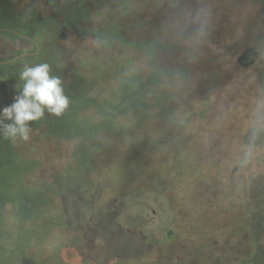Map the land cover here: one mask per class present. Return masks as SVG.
I'll use <instances>...</instances> for the list:
<instances>
[{
  "label": "rangeland",
  "instance_id": "obj_1",
  "mask_svg": "<svg viewBox=\"0 0 264 264\" xmlns=\"http://www.w3.org/2000/svg\"><path fill=\"white\" fill-rule=\"evenodd\" d=\"M82 2L0 0V26L39 45L36 57L15 65L36 66L49 52L61 87L113 100L122 78H145L147 59L129 48L101 49L92 34L82 38L80 32L91 33L82 26L178 43L176 50H158L153 68H183V120L166 122L153 112L133 128L137 115H118L114 126L131 130L130 144L102 136L68 140L47 135L44 126L31 127L28 141L0 138V152L9 156L0 166V219H14L8 231L0 226V261L159 264L163 252L172 254L175 232L183 233V264H264V136L242 163L254 103L264 96V0L98 1L103 7ZM70 12L77 26L65 21ZM141 17L150 28L136 29ZM5 38L10 36L1 33L0 59ZM249 46L259 58L239 66L236 59ZM11 89L17 96L22 88L14 82ZM144 100L153 101L152 95ZM78 116L99 118L91 107ZM144 148L148 152L141 153ZM143 154L151 163L166 154L164 165L181 164L183 176L165 179L171 185L164 194L160 185L135 192L151 187L136 182L130 169L129 160ZM125 172L134 190L124 194L120 188L114 208L111 191ZM46 240L51 243L43 249ZM19 246L29 248L27 255Z\"/></svg>",
  "mask_w": 264,
  "mask_h": 264
},
{
  "label": "trees",
  "instance_id": "obj_2",
  "mask_svg": "<svg viewBox=\"0 0 264 264\" xmlns=\"http://www.w3.org/2000/svg\"><path fill=\"white\" fill-rule=\"evenodd\" d=\"M78 5L83 6L82 0H76ZM92 0L94 6L103 7L101 0ZM99 1V2H98ZM142 18V17H141ZM69 22L71 26H77L78 21L73 17L70 12L68 17L65 19ZM136 29L150 28L152 25L149 19H140L135 23ZM85 30L91 31V33H81L82 38L88 37L89 34L93 35V39L98 43L101 49H110L112 47L118 46L122 49H132L134 51H140L143 53L147 59V64L150 67L149 73L142 78L139 74H130L122 78L116 85V98L113 100H103L99 101L94 96H87L86 94L78 91L72 90L70 84L62 85L63 94L68 98L69 104L65 111L59 116L54 115L52 117L45 115L37 120L29 122V126L36 128L39 126H44V132L47 135L56 136L68 140L77 138H86V140H94L97 136H102L105 138H122L130 144L131 141L130 132L131 130L122 128H117L114 126L115 118L118 115H137L139 117V122L134 124L133 128L140 127L142 122L153 115V112L159 116L163 117L164 121L178 123L183 120V68L177 70H168L158 72L153 68L156 60L157 51L160 49H171L176 50L178 43L168 44L154 36L147 37L145 39H129L121 35L119 29L115 30L109 26L108 30H101L93 28H88L87 26H82ZM135 28V26H133ZM179 50H182L179 48ZM48 56L42 58L38 61V64H47L49 66V75L57 77L53 72H51L52 67L57 65L56 60ZM48 58V59H47ZM47 59V60H43ZM58 78V77H57ZM77 79L75 78L74 81ZM22 81L19 76V81L16 82V87L18 89L22 88ZM62 84V83H61ZM149 92L152 95L153 101H145V94ZM93 108L98 113L97 121L83 120L79 118L78 114L85 108ZM132 128V129H133ZM163 132L159 136L160 140L165 137ZM131 138V139H130ZM183 149V146H180ZM178 149V148H177ZM146 150V151H145ZM141 153L148 152L146 148L140 150ZM159 155V154H158ZM166 155V154H165ZM165 155H160L159 159H154V163H151L150 155L140 156L136 160H129L130 169H133L135 173V181L143 179L144 183L151 186L148 189H129V182L131 179L128 177L127 173H123L119 182H117L114 190L111 191L112 195H116L114 198V208H117L120 194H128L131 190L135 192H149L154 188L155 185H160L162 187V192L166 190V187H170L171 183L165 182V179L172 178L176 179L178 176H183V166L181 164L167 167L165 164ZM8 153L0 152V166L5 167L9 163ZM3 159V162H1ZM148 159L150 161H148ZM159 160V161H156ZM133 161V162H132ZM190 169V167H188ZM2 177V175H1ZM120 188H124L123 193ZM113 202V204H114ZM117 203V204H116ZM3 218V217H2ZM0 226L8 231L10 226L13 225L14 219H0ZM6 220V221H5ZM141 233V232H140ZM173 236V241L175 246L172 248V254H167L163 252L158 260L159 264H183V247H181L183 240V233H171ZM143 236V235H142ZM144 237V236H143ZM49 240L44 241L43 249L50 246ZM29 248L24 246H19L18 251L22 255H27L26 251ZM199 256V254H197ZM31 258V256L29 257ZM91 260V259H89ZM91 263V262H90ZM0 264H5V261H0ZM22 264H34L32 261H25ZM81 264H84L83 262ZM94 264V263H92Z\"/></svg>",
  "mask_w": 264,
  "mask_h": 264
},
{
  "label": "clouds",
  "instance_id": "obj_3",
  "mask_svg": "<svg viewBox=\"0 0 264 264\" xmlns=\"http://www.w3.org/2000/svg\"><path fill=\"white\" fill-rule=\"evenodd\" d=\"M47 64L25 66L20 73L23 82L14 102L0 109V138L12 142L28 141L29 122L41 119L45 111L59 116L68 107V98L63 94L61 80L49 75ZM264 136V96L256 99L249 124V143L245 146L246 163L252 155L253 145Z\"/></svg>",
  "mask_w": 264,
  "mask_h": 264
},
{
  "label": "flooded vegetation",
  "instance_id": "obj_4",
  "mask_svg": "<svg viewBox=\"0 0 264 264\" xmlns=\"http://www.w3.org/2000/svg\"><path fill=\"white\" fill-rule=\"evenodd\" d=\"M3 29L12 30L20 36L9 31H2ZM1 33H5L10 36V38H5V40L3 41V48L1 53L2 58L0 59V86H2L0 87V109H3L4 107L2 105L7 107L10 106L9 103L12 104L14 102L16 96L12 93V84L14 82L16 83L17 80L19 81L20 73L22 72L25 66H28L25 64L16 66L15 63L22 59L36 57L39 52V45L37 41L33 39L30 35L21 34L17 30L12 28L0 26V34ZM248 48L252 47H246L240 52V54H242ZM12 50H14L15 52L14 55L11 54L13 52ZM250 59L251 55L248 56L244 62L248 63ZM2 80L7 81L8 90L6 84Z\"/></svg>",
  "mask_w": 264,
  "mask_h": 264
},
{
  "label": "water",
  "instance_id": "obj_5",
  "mask_svg": "<svg viewBox=\"0 0 264 264\" xmlns=\"http://www.w3.org/2000/svg\"><path fill=\"white\" fill-rule=\"evenodd\" d=\"M2 31H9L11 33H14L16 34L14 31L12 30H7V29H3ZM18 36H20L19 34H16ZM251 55V59L249 60L248 63H245L244 61L246 60V58L248 56ZM256 59H258V54L252 49V48H248L246 49L242 54H240L237 59H236V62L239 66H243V67H247L248 65H252L255 63ZM5 84H6V87H7V90H8V83L7 81L5 80H2ZM3 107H6L4 105H2Z\"/></svg>",
  "mask_w": 264,
  "mask_h": 264
}]
</instances>
